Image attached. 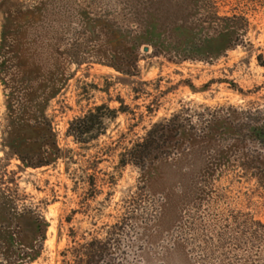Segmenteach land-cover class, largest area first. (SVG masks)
Returning a JSON list of instances; mask_svg holds the SVG:
<instances>
[{
    "label": "rangeland",
    "instance_id": "rangeland-1",
    "mask_svg": "<svg viewBox=\"0 0 264 264\" xmlns=\"http://www.w3.org/2000/svg\"><path fill=\"white\" fill-rule=\"evenodd\" d=\"M210 1L248 24L235 29L242 44L207 62L192 37L219 41L228 27L205 25L204 0H0V264H64L72 231L104 236L132 215L139 264H264V182L247 168L257 145L198 141L148 172L120 167L124 149L183 108L264 109V0ZM132 48L135 77L113 67ZM120 100L127 113L99 142L67 136L73 120ZM24 104L52 123L62 155L50 167L28 168L9 146Z\"/></svg>",
    "mask_w": 264,
    "mask_h": 264
},
{
    "label": "trees",
    "instance_id": "trees-1",
    "mask_svg": "<svg viewBox=\"0 0 264 264\" xmlns=\"http://www.w3.org/2000/svg\"><path fill=\"white\" fill-rule=\"evenodd\" d=\"M204 1L211 3V9L214 10L213 12L208 7L210 13L203 19L205 25L220 27L221 23L228 27L227 32L219 35L222 46H219L220 43L216 45L219 42L218 38L217 41L212 38L201 41L192 37V50L204 51L203 57L206 59H201L208 62L216 55L234 49L244 42L242 34H236L235 29L242 24H248V20L244 16L222 18L218 13L215 14L217 9L213 8L210 0ZM180 31L185 32L183 29ZM190 35L192 36L191 33ZM155 48L158 55L163 50L161 46ZM136 51L135 48L130 50L124 66H121L125 67L124 69L119 66L113 67L127 76H137L134 74L139 62ZM120 103L119 110L112 109L107 104L91 108L82 117L70 123L67 136L77 145L86 147L99 142L108 133V122L115 121L120 112L127 113V106L121 100ZM38 107H41V104ZM202 110L183 108L181 112L154 124L145 137L133 143L130 148L124 149L120 155V167L132 166L142 172H148L157 164L178 157L181 152H186L198 141H231L233 144L241 143L250 147L257 145L254 150L249 148L252 153L248 156L247 168L254 171L260 182H264V109L242 110L230 107ZM18 113L14 112L11 117V135H16L17 139L9 144L10 148L28 168L41 169L52 166L62 155L52 123L43 112L33 111L25 104ZM29 134L34 135L32 139L35 146L39 147L35 151L27 150L25 147V143L30 141L27 138ZM8 225L10 226L9 223ZM255 225L257 232L264 230L261 222H255ZM34 226L39 238L45 240L48 225L40 218H35ZM18 229L21 230L20 227ZM137 230L136 216L132 215L121 217L114 225L108 227L104 236L90 235L78 239L75 231H72V244L62 253L63 263L139 264Z\"/></svg>",
    "mask_w": 264,
    "mask_h": 264
}]
</instances>
